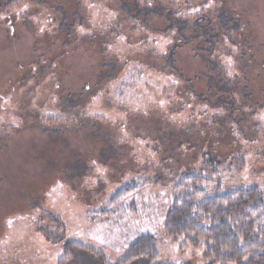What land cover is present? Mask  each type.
Listing matches in <instances>:
<instances>
[{"label": "rangeland", "instance_id": "obj_1", "mask_svg": "<svg viewBox=\"0 0 264 264\" xmlns=\"http://www.w3.org/2000/svg\"><path fill=\"white\" fill-rule=\"evenodd\" d=\"M9 1L0 0V264H65L69 241L117 264L143 236L162 264H204V243L173 242L165 219L173 186L210 162L205 197H264V0H18L3 10ZM162 7L218 29L211 61L225 85L215 89L206 61L185 48L177 63L196 76L195 92L168 68L176 32H157L160 16L131 18ZM125 184L138 191L111 207ZM74 264L100 263L80 254Z\"/></svg>", "mask_w": 264, "mask_h": 264}, {"label": "trees", "instance_id": "obj_2", "mask_svg": "<svg viewBox=\"0 0 264 264\" xmlns=\"http://www.w3.org/2000/svg\"><path fill=\"white\" fill-rule=\"evenodd\" d=\"M18 2V0L9 1L2 8L14 9L18 6ZM138 10L136 9L135 13H138ZM226 13L224 8L219 11L218 21L221 28H225L223 17ZM230 14L229 11L228 15ZM147 15L143 16L139 13L138 16L131 18L143 17L150 24L151 18L160 16L165 27L157 32H176L175 42L170 48L168 58L164 61L168 64V68L186 83L187 91L190 94L195 92L196 76H191L181 63L178 66V52L183 48L190 50L195 58L206 61L208 66L202 73L207 79L210 78L211 82L213 79L219 80V82L215 80L214 84L210 82L215 89H218L222 83L220 78L226 80L217 63L211 61L218 29L210 26L209 22L205 25L198 22L194 27H191L189 22H178V19H173V15L166 8L158 9V13L147 11ZM210 164L211 162L206 164L207 166L205 165L206 167L196 175H186L173 186L174 204L165 219L166 236L173 242L183 240L185 246L188 245L194 250L199 249L204 243V264H264L263 195L256 188H250L205 197L202 187L214 183V177L217 176L215 167H210ZM137 191L138 186L135 184H125L111 197V207L134 196ZM51 222L58 226L62 225L57 217L52 218ZM43 234L47 242H55L51 235ZM63 248L66 256L65 264H74L80 254L91 256L100 264H110L104 253L80 243L65 242ZM117 264H162L159 262L156 240L149 236L141 237L129 247Z\"/></svg>", "mask_w": 264, "mask_h": 264}]
</instances>
